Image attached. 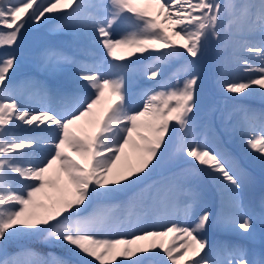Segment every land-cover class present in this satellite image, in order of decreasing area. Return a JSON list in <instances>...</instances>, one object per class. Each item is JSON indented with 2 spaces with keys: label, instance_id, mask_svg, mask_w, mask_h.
<instances>
[{
  "label": "snow or ice",
  "instance_id": "6c2138e0",
  "mask_svg": "<svg viewBox=\"0 0 264 264\" xmlns=\"http://www.w3.org/2000/svg\"><path fill=\"white\" fill-rule=\"evenodd\" d=\"M0 50V264H264V0H0Z\"/></svg>",
  "mask_w": 264,
  "mask_h": 264
},
{
  "label": "rangeland",
  "instance_id": "374dc122",
  "mask_svg": "<svg viewBox=\"0 0 264 264\" xmlns=\"http://www.w3.org/2000/svg\"><path fill=\"white\" fill-rule=\"evenodd\" d=\"M233 2H242V0H233ZM58 23H59L58 20L54 18H50L48 21L45 22L44 25L40 27L38 31L32 30L29 33L28 39L26 41L25 50L21 54L20 63L16 69V72L14 73V77L16 80L18 81L24 80L27 77L42 78L38 76L40 75V73L38 72L36 68V65L34 62V55L36 51L42 45L46 43H50V42L51 43H61L67 39L65 35L57 34L52 30L55 27V25ZM0 51H3V50H0ZM226 55H228L227 50L223 53L218 52L216 50V43L215 41H213L209 51L203 57L204 83L200 89L201 112L199 115L201 117H204L207 114L209 118H213L214 126L217 129L221 139L223 140L225 147H232L233 144L235 143V138L224 134L221 119H220V112L211 111V109H214L216 107H219L221 109H224L225 107V102L223 101V97L215 83L214 64L217 58L221 56H226ZM31 71H33V73H31ZM143 83H144L143 81L140 82L141 86L143 85ZM136 91L138 92L139 88H137ZM28 94L29 93L27 92L25 93L26 97ZM136 99H138V97H136ZM254 99L258 100L257 98H254ZM237 100L227 101L226 102L227 110L231 111L237 105H245V104H242L241 102H238ZM246 106H249V105H246ZM250 107H253L256 109L262 108V107H258L255 105H251ZM233 118H235V113H233ZM166 171H167L166 167L161 168L157 171L156 175L166 173ZM256 177H257V182L254 187L253 193L256 197H259V195L261 194L259 169L256 170ZM11 250L14 251L15 249H11ZM44 251H45L44 254L51 252L58 256L61 255L60 253L57 252L60 250H58L55 247H52V248L49 247V249H44Z\"/></svg>",
  "mask_w": 264,
  "mask_h": 264
},
{
  "label": "trees",
  "instance_id": "16d2710c",
  "mask_svg": "<svg viewBox=\"0 0 264 264\" xmlns=\"http://www.w3.org/2000/svg\"><path fill=\"white\" fill-rule=\"evenodd\" d=\"M42 246L45 247V248H43ZM32 247L37 252L44 254V252H45L44 249H49L50 246H46V245H42V244L41 245L40 244H33ZM50 248H52V247H50ZM57 249L60 250V251H57V252L60 253L61 255H63L61 249H59V248H57Z\"/></svg>",
  "mask_w": 264,
  "mask_h": 264
}]
</instances>
